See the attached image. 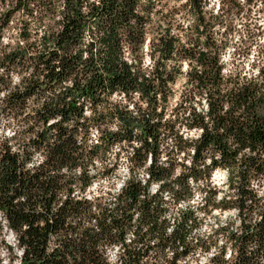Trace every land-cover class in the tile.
I'll return each mask as SVG.
<instances>
[{
    "label": "clouds",
    "instance_id": "obj_1",
    "mask_svg": "<svg viewBox=\"0 0 264 264\" xmlns=\"http://www.w3.org/2000/svg\"><path fill=\"white\" fill-rule=\"evenodd\" d=\"M109 3L0 0V264H264V0Z\"/></svg>",
    "mask_w": 264,
    "mask_h": 264
},
{
    "label": "trees",
    "instance_id": "obj_2",
    "mask_svg": "<svg viewBox=\"0 0 264 264\" xmlns=\"http://www.w3.org/2000/svg\"><path fill=\"white\" fill-rule=\"evenodd\" d=\"M133 0H126V2L120 6V5H116V0H110L109 5L106 7V11H108L109 13L113 10L114 7H122L124 9H126V11H123L121 13L117 14L116 18H113L111 16H109V19L112 20V30L110 32V34L106 35V37L104 38L103 42L105 44H107L109 46V52L112 53L115 50V44H116V40H117V34H116V30H115V26L118 22H126L127 16L129 14H131V8L133 7ZM71 26L73 27H79V21H71L70 22ZM71 38L69 37L68 31L66 30L65 33L62 35L60 42L58 43V47L62 46L64 44L65 40H70ZM168 48H171V42H169V44L167 45ZM15 55H17L16 53L12 54V57H5V59H9L11 60L13 57H15ZM52 57L56 56V53L53 52L51 53ZM73 60L72 59H66L63 63L65 66L67 67H71L73 64ZM50 63V61H49ZM105 68L106 71L108 72L109 76L112 77V79L109 81L110 85H115V84H124L125 86H127V81H128V73L127 70H125L123 73L118 72L116 70V65L114 63H112V56L109 55L108 59L105 62ZM63 77V70L60 74V78ZM50 78L55 80L57 79V74L55 73V71L53 70L50 73ZM102 77H100L99 75H94L93 76V80L89 83V85L83 89H80L82 94H94L95 93V88L93 87V84L99 86L102 83ZM78 88V85L76 86ZM76 110V105L75 102L73 101V103L66 107L65 109H63V115L65 119H68L69 116L73 113V111ZM76 114L79 115V111H76ZM65 132V130L63 128L60 129V134L63 135V133ZM146 135L149 133H145ZM44 134L41 133V137L43 138ZM72 143V139L71 137H69L68 141L66 142V144H71ZM66 144H62V145H58L56 147V149L54 150V154H59L62 157H66L68 155V153L65 151L66 148ZM7 159V158H6ZM16 179V177L14 175H7V176H3L0 177V186H3L6 182H11L14 181ZM25 184V181H21V186L23 187ZM53 186L52 182H49L47 185L44 186V190L47 191L50 187ZM47 206L50 208L51 206V200H49L47 202ZM74 211V209H73ZM69 214V210L67 208V206L61 210V214H58L57 219L55 220V224L54 225H49L48 228L45 229V233L51 229L53 231L58 230L61 226H62V215H67ZM17 219L18 220H36L37 217L35 216H30L27 214H23V213H18L17 214ZM32 234L34 235V238L39 240L41 238V233L33 228L31 230ZM44 238L46 239V235H44ZM42 251V250H41ZM61 264H63V261H61Z\"/></svg>",
    "mask_w": 264,
    "mask_h": 264
}]
</instances>
